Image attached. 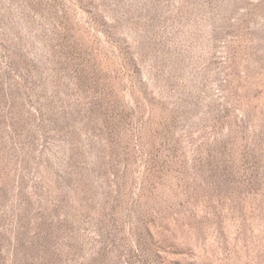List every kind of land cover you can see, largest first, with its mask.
<instances>
[{
    "label": "rangeland",
    "instance_id": "374dc122",
    "mask_svg": "<svg viewBox=\"0 0 264 264\" xmlns=\"http://www.w3.org/2000/svg\"><path fill=\"white\" fill-rule=\"evenodd\" d=\"M0 264H264V0H0Z\"/></svg>",
    "mask_w": 264,
    "mask_h": 264
}]
</instances>
